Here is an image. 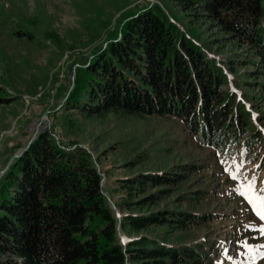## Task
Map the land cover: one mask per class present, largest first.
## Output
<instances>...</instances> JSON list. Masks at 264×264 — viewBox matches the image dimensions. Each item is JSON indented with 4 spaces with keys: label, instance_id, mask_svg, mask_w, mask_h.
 Masks as SVG:
<instances>
[{
    "label": "trees",
    "instance_id": "obj_1",
    "mask_svg": "<svg viewBox=\"0 0 264 264\" xmlns=\"http://www.w3.org/2000/svg\"><path fill=\"white\" fill-rule=\"evenodd\" d=\"M180 1L185 8L198 6L223 32L248 43L250 72L264 76L262 0ZM120 30L119 37L76 67L66 96L69 107L87 115L108 110L170 115L197 142L223 154L235 152L252 161L264 151L258 115L253 117L228 85L223 62L178 29L159 5L132 14ZM257 84L264 86L263 81ZM197 166L119 178L122 202L140 204L167 192L159 187L144 194L149 187L180 180L182 170ZM136 194L141 196L133 201ZM209 216L162 208L123 213L120 224L183 228ZM117 220L85 148L64 147L41 130L0 177V264H203L221 248L210 240L173 245L145 234L120 242Z\"/></svg>",
    "mask_w": 264,
    "mask_h": 264
},
{
    "label": "rangeland",
    "instance_id": "obj_2",
    "mask_svg": "<svg viewBox=\"0 0 264 264\" xmlns=\"http://www.w3.org/2000/svg\"><path fill=\"white\" fill-rule=\"evenodd\" d=\"M152 4L223 62L228 85L252 116L258 115L264 135V86L257 84L264 76L250 72L248 43L223 32L198 6L185 8L180 0H0V177L44 130L60 145H80L89 153L118 219L120 242L142 234L173 245L210 240L221 248L203 264H264V151L250 161L197 142L170 115L111 110L87 115L66 102L76 67L119 37L126 18ZM195 163L193 170H182L180 180L149 187L144 194L159 187L167 192L140 204H123L119 178L177 171ZM162 208L210 216L183 228L150 223L130 229L120 224L123 213Z\"/></svg>",
    "mask_w": 264,
    "mask_h": 264
},
{
    "label": "snow or ice",
    "instance_id": "obj_3",
    "mask_svg": "<svg viewBox=\"0 0 264 264\" xmlns=\"http://www.w3.org/2000/svg\"><path fill=\"white\" fill-rule=\"evenodd\" d=\"M261 199H264V197H261Z\"/></svg>",
    "mask_w": 264,
    "mask_h": 264
}]
</instances>
